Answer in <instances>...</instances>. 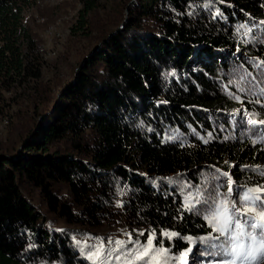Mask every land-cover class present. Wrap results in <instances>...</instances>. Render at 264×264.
Listing matches in <instances>:
<instances>
[{"label":"trees","instance_id":"obj_1","mask_svg":"<svg viewBox=\"0 0 264 264\" xmlns=\"http://www.w3.org/2000/svg\"><path fill=\"white\" fill-rule=\"evenodd\" d=\"M40 1L0 0V102L17 107L0 145V264H91L82 227L120 212L178 254L211 238L174 182L198 187L205 170L221 195L224 173L234 192L264 185V0H81L72 35L98 44L68 82L26 21ZM35 189L79 229L48 226Z\"/></svg>","mask_w":264,"mask_h":264},{"label":"rangeland","instance_id":"obj_2","mask_svg":"<svg viewBox=\"0 0 264 264\" xmlns=\"http://www.w3.org/2000/svg\"><path fill=\"white\" fill-rule=\"evenodd\" d=\"M102 1L106 3L107 10L111 12H118L119 7L122 5L125 7L127 3L126 0ZM130 1L135 2L137 0ZM82 7L83 3L81 0H42L38 2L34 8L28 10L25 15L26 21H28L34 36L42 40L45 60L51 63H59L60 78L64 82L71 80L74 71H76L75 68L98 44L93 38L91 40H86L79 36L72 35V30L77 24L79 12ZM106 13L107 11L96 12L95 15L97 16L94 17L93 24L97 25L100 19L99 16H105ZM126 13L128 14L127 10ZM247 31H250V29ZM48 73L49 72H47L46 77H54L52 72L50 74ZM11 95L10 93H5L4 100L0 102V111L4 110V114H0V145L2 146L7 145L10 135L14 131L12 126L16 123V119L12 117L16 114L17 107L12 106L10 109L11 101L9 98ZM20 149L21 145H18L17 150L19 151ZM15 150L9 152V154L15 153L17 151ZM1 151L4 150L1 149L0 152ZM137 165L139 168H137L136 173L138 175L146 174L144 166H141L140 163ZM198 176H200V181L203 184L195 188H190L189 186L191 185L187 184L188 182L185 178H180V181L185 180L184 183L178 181L174 183L178 187L179 192L187 199L186 207L188 210L189 202H191V209L197 211L200 215H207V205L203 202L210 192H215L214 187L219 186V180L222 178L217 176V174L214 176L205 170H201ZM215 183L219 184L214 186ZM122 197L123 195L120 197V201ZM29 198L30 202L37 208L39 213L46 218L45 221L52 229H79L76 226L67 225L58 214L49 211L44 198L40 195L38 190H33V195H29ZM120 201L118 211L123 209V205ZM112 217L113 221L105 225L101 222L99 227H82L83 232H81V234H84V238L82 237L76 240L81 251L84 252V257L87 258V261L91 264H93L94 259L93 253L96 252L101 242H103V252L100 258L96 259V264H124L123 259L118 260L117 257L124 258L127 257L129 252L135 253L138 246L146 245L147 241L145 240L149 238V235L152 233L150 228L130 229L125 219L120 218L123 217L122 212H120V215L116 214ZM140 233H144V235H140ZM213 236L214 233L212 232V237ZM153 240L154 247L168 249L172 258L170 264H184V261L180 259L184 253H187V256L184 258L186 264H218V262L223 259V257L216 255L217 249L209 245L214 241H217V244H219L220 241L211 238L191 239V242H188V248L181 254L176 253L172 248L163 246V243L160 245L156 244L155 237H153ZM117 241L122 242L124 247L117 244ZM209 241L212 242L209 243ZM127 258L131 259V257ZM138 264H140V262H138Z\"/></svg>","mask_w":264,"mask_h":264},{"label":"snow or ice","instance_id":"obj_3","mask_svg":"<svg viewBox=\"0 0 264 264\" xmlns=\"http://www.w3.org/2000/svg\"><path fill=\"white\" fill-rule=\"evenodd\" d=\"M249 123L255 125L257 121L253 119ZM259 123L264 125V120ZM223 175L228 177L227 193L210 192L203 202L208 212L205 219L214 233L211 239L220 241L212 244L217 249L216 255L223 257L218 264H264V185L248 187L242 193L234 192L231 176L228 173ZM188 207L190 210L191 202ZM165 235L171 239L177 234ZM154 236L155 233L150 234L146 245L138 246L135 253L129 252L127 257L131 259H117H123L124 264H170L172 258L168 249L154 247ZM116 243L124 247L122 242ZM102 252L103 242L93 253V264ZM186 256L184 253L180 258L184 264Z\"/></svg>","mask_w":264,"mask_h":264}]
</instances>
